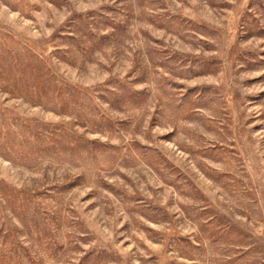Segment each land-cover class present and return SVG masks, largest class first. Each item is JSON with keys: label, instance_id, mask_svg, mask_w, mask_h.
Wrapping results in <instances>:
<instances>
[{"label": "rangeland", "instance_id": "1", "mask_svg": "<svg viewBox=\"0 0 264 264\" xmlns=\"http://www.w3.org/2000/svg\"><path fill=\"white\" fill-rule=\"evenodd\" d=\"M0 264H264V0H0Z\"/></svg>", "mask_w": 264, "mask_h": 264}]
</instances>
